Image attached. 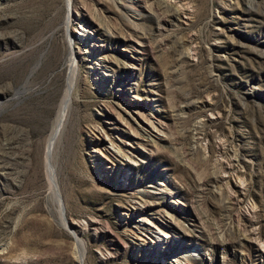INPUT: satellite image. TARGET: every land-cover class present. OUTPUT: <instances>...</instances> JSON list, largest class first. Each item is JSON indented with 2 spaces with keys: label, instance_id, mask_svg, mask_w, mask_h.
Masks as SVG:
<instances>
[{
  "label": "rangeland",
  "instance_id": "obj_1",
  "mask_svg": "<svg viewBox=\"0 0 264 264\" xmlns=\"http://www.w3.org/2000/svg\"><path fill=\"white\" fill-rule=\"evenodd\" d=\"M69 7L0 0V264H264V0Z\"/></svg>",
  "mask_w": 264,
  "mask_h": 264
},
{
  "label": "bare ground",
  "instance_id": "obj_2",
  "mask_svg": "<svg viewBox=\"0 0 264 264\" xmlns=\"http://www.w3.org/2000/svg\"><path fill=\"white\" fill-rule=\"evenodd\" d=\"M68 4L71 7V0H68ZM68 22L69 21H67L66 24ZM74 63H75L74 59H72L71 60V69H72V71H71L69 79H68V84H67V89H66V92H65V96H64L63 100L61 101V105H60L59 113H58V116H57L56 124L54 126V135H53L54 137L56 135V132H58L60 130V128L63 126L65 118H66L67 113H68V109H69V107L71 105V102H72L73 87H74L73 70L75 69V64ZM48 171H49L50 180H51V182L53 183V186H54V190L57 192V196H58L60 202H62L61 201V197H60V193H59V189H58L57 178H56V175L53 172V168H52V165H51V160H49V162H48ZM59 200H58V202H59Z\"/></svg>",
  "mask_w": 264,
  "mask_h": 264
},
{
  "label": "water",
  "instance_id": "obj_3",
  "mask_svg": "<svg viewBox=\"0 0 264 264\" xmlns=\"http://www.w3.org/2000/svg\"><path fill=\"white\" fill-rule=\"evenodd\" d=\"M40 62H41V61H39V63L36 64V65L31 69L30 73L28 74V76H27V78H26V82L23 83V84H21V85L17 88V90H16L17 94H23V93H25V92L27 91V89L25 88V85H26V83L28 82L29 78L32 76V73L34 72V70L38 68Z\"/></svg>",
  "mask_w": 264,
  "mask_h": 264
}]
</instances>
